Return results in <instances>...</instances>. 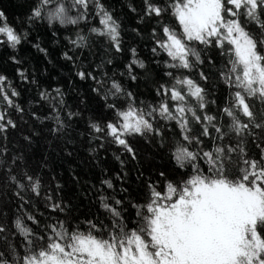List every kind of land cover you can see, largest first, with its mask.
I'll list each match as a JSON object with an SVG mask.
<instances>
[{
	"label": "snow or ice",
	"instance_id": "snow-or-ice-1",
	"mask_svg": "<svg viewBox=\"0 0 264 264\" xmlns=\"http://www.w3.org/2000/svg\"><path fill=\"white\" fill-rule=\"evenodd\" d=\"M143 5L137 24L155 22L150 63L163 68L148 103L129 90L138 84L137 69L148 74L137 48L127 49L119 73L131 82L128 88L115 71L109 75L115 54L125 48L123 25L103 0H31L20 29L0 11V47L10 50L16 65L25 43L49 55L38 37L29 39L26 24H46L53 36L71 29L70 47L61 55L74 66L79 55H95L93 49L104 44L92 71H75L79 80L94 83L106 113L87 122L89 143H96L92 151L115 145L135 161L130 138L139 137L167 149L174 165L172 174L160 169L155 180L143 182L142 203L107 194L114 184L102 178L97 199L104 217L72 216L70 203L43 190L24 150L13 145L10 133L20 125L8 109L21 115L24 109L15 101L20 93L0 74V104L6 105L0 109V264H264V0ZM129 12L137 9L129 5ZM132 32L142 35L137 27ZM205 65L216 69V86L226 90L223 102L209 87ZM16 71L24 83H36L23 68ZM39 102L49 112L41 117L33 111L32 119L50 120V134L67 138L81 112L71 110L59 87L39 91ZM38 134L23 135L25 146ZM116 159L123 167L124 160ZM33 197L44 200L40 215L28 210ZM11 207L17 212L9 214Z\"/></svg>",
	"mask_w": 264,
	"mask_h": 264
},
{
	"label": "trees",
	"instance_id": "trees-1",
	"mask_svg": "<svg viewBox=\"0 0 264 264\" xmlns=\"http://www.w3.org/2000/svg\"><path fill=\"white\" fill-rule=\"evenodd\" d=\"M103 2L123 25V46L125 48L124 53L115 54L113 64L108 66L109 75L115 71L116 78L121 79L124 86L128 88L131 82L127 78H121L119 73L124 71L123 65L128 61L127 49L137 48L139 58L148 65V74L137 69L138 84L132 85L129 90L138 93V100L148 103L154 97L155 85L152 81L163 74L162 66L158 67L150 63L152 59L150 33L152 27H155V22L145 19L143 23L137 24V17L144 9L143 0H103ZM129 5L137 9L136 14L129 12ZM30 6L31 0H0V11L8 17V23L17 29L21 28V21L25 19ZM24 27L30 28L29 39L35 40L38 37L41 45L49 49V55L45 57L33 49L30 43H25L17 53L22 64L16 65L9 59L10 50L0 47V74L6 75L20 93L15 101L24 109L22 115L8 109L11 118L20 125L16 132L10 133V137L16 148L24 150L29 164L36 170L43 182V190H51L56 195V199L63 200L66 204L70 203L69 211L72 216L81 219L85 215L90 218L104 217L105 214L100 209L97 199V189L100 188L102 178L111 179L114 184V190H107V194L116 198L122 197L125 203H128L130 199L142 203L146 198L143 182L149 178L155 180L156 172L160 169L172 174L170 170L174 165L169 159L167 149H161L155 142H147L139 137L130 138L132 146L136 149L137 160L135 161L115 145H106L104 148L92 151L96 143H89L87 122L94 116L102 117L106 113L101 107L103 101L92 92L94 83L91 80H79L75 71L77 68L92 71L104 56L105 45L96 46L93 49L94 53H97L95 55H89L87 51L79 55L74 66L72 62L62 59L61 55L70 47L66 37L73 34L71 29H59L58 34L53 36L52 30L48 29L46 24L30 26L26 24ZM133 27L139 28L142 35L132 32ZM57 28H59L58 25ZM216 60L219 64L222 58L216 55ZM117 65L119 67H116ZM18 67L23 68L30 79H35L36 83H24L17 74ZM205 70H210L209 87L214 89L215 97L223 102L226 90L222 89V86H216L217 81L214 75L216 69L211 65H205ZM57 87L65 93L66 103L71 110L80 111L82 114L78 122L72 124L73 130L69 131L68 137L60 139L50 134L49 128L52 126L50 120L41 124L33 120L31 115L33 111H36L43 117L49 112L46 105L41 106L43 102L38 103L39 91H51ZM3 108H6V105L0 104V109ZM33 130L39 134L33 137V143L28 148L22 137L25 134H31ZM117 155L124 160L123 167L116 159ZM125 173H127L126 176ZM140 173H143V176ZM118 175L123 177L122 181L117 179ZM57 183L61 185L60 189L56 188ZM122 188H126L127 191L122 192ZM28 210L40 215L45 211L44 200L33 197L32 205ZM6 211L9 214L16 213L17 208L11 207ZM20 211L23 212V209Z\"/></svg>",
	"mask_w": 264,
	"mask_h": 264
}]
</instances>
